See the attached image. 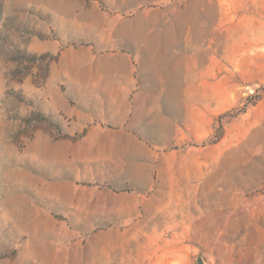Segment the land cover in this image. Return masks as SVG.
<instances>
[{
  "label": "rangeland",
  "instance_id": "obj_1",
  "mask_svg": "<svg viewBox=\"0 0 264 264\" xmlns=\"http://www.w3.org/2000/svg\"><path fill=\"white\" fill-rule=\"evenodd\" d=\"M32 1L0 0V264H264V0ZM118 49L130 134L98 111L69 133L105 100L72 80Z\"/></svg>",
  "mask_w": 264,
  "mask_h": 264
},
{
  "label": "crops",
  "instance_id": "obj_2",
  "mask_svg": "<svg viewBox=\"0 0 264 264\" xmlns=\"http://www.w3.org/2000/svg\"><path fill=\"white\" fill-rule=\"evenodd\" d=\"M32 4L38 10L43 9L46 20H130L111 14L108 10L122 8L134 10L139 8L141 3L132 0L129 2L127 0H33ZM133 56V54H127L118 49L99 60L109 64L108 71H100L95 79L90 75L83 77L78 75L76 81L72 80V85L79 87L89 98H94L99 94V90H107V92L100 91L102 94L105 93V100L104 103L99 101L98 105L101 108L98 110L93 102H84V100L81 102L89 113L80 115L77 120H74L72 126L68 128L69 133L84 131L94 120V114L98 111L97 113L103 117L105 115L109 121L121 128L118 134H130L123 129L128 126L127 120L131 111L128 103L130 94L137 89V83L132 78ZM137 94L141 98H147L145 91Z\"/></svg>",
  "mask_w": 264,
  "mask_h": 264
},
{
  "label": "water",
  "instance_id": "obj_3",
  "mask_svg": "<svg viewBox=\"0 0 264 264\" xmlns=\"http://www.w3.org/2000/svg\"><path fill=\"white\" fill-rule=\"evenodd\" d=\"M199 263L200 264H205L204 261L202 259H199Z\"/></svg>",
  "mask_w": 264,
  "mask_h": 264
}]
</instances>
